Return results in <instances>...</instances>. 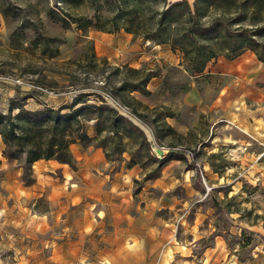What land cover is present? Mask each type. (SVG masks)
<instances>
[{"label":"rangeland","instance_id":"rangeland-1","mask_svg":"<svg viewBox=\"0 0 264 264\" xmlns=\"http://www.w3.org/2000/svg\"><path fill=\"white\" fill-rule=\"evenodd\" d=\"M171 1L127 4L156 22V10ZM92 7L91 0H0V111L12 103L58 107L91 90V101L101 94L172 152L157 158L125 136L103 145L102 133L72 143L70 163L27 164L3 156L0 138V264H264V142L221 109L184 100L193 85L207 102L216 94L221 81L204 70L213 57L232 55L229 39L198 34L192 20L190 33L163 21L169 38L160 44L122 28L82 35L47 14L91 15ZM256 37L263 43L264 31ZM256 49L264 56V44ZM145 74L148 92L118 88ZM85 129L95 135L92 120Z\"/></svg>","mask_w":264,"mask_h":264},{"label":"trees","instance_id":"trees-1","mask_svg":"<svg viewBox=\"0 0 264 264\" xmlns=\"http://www.w3.org/2000/svg\"><path fill=\"white\" fill-rule=\"evenodd\" d=\"M91 1L93 5L91 15L80 13L77 16L70 12L60 15L52 9H48L47 14L52 21L59 22L64 28L75 23L76 27L81 29L82 35H85L87 29L91 27L107 31H116L122 28L126 32H131L145 40H155L159 44L169 38L162 33L160 26L163 21L166 24L175 21L176 24L186 26L184 28L190 33L189 22L192 20L196 23L195 29L198 34L206 31L216 34L222 32L229 39L230 45L227 50L232 55L225 56L231 58L250 49L259 59L264 60V56L256 49V46L264 44V41L260 43L256 37L264 31V13H260L264 6V0H193L192 4L187 0H175L166 4L161 11L156 10L159 14L156 22L152 12L145 15L142 13L143 10H138L136 6L129 8L127 0ZM104 7L110 8L111 11L116 9L115 13L110 17L105 13L106 8ZM204 12L215 15L210 16L207 21H200L198 17L204 15ZM225 17L228 19H224ZM155 23L156 27L153 26ZM232 23H234V27L230 32L228 25ZM52 39L54 37L48 38V40ZM88 42L92 48V41ZM46 50L47 45L41 47L42 52ZM57 52L58 48L56 47L52 54H57ZM92 56H95L94 53ZM210 57L212 56L202 59L198 67L199 71L202 70ZM127 69L136 74L141 72L137 68L127 67ZM149 79L150 76L145 74L135 82L123 81L118 88L128 86L129 92H148L146 84ZM92 93L94 91L79 89L70 103L58 107L45 105L41 108L29 109L23 104L12 103L6 111H0V138L3 142V156L8 158L23 156L24 162L27 164L41 158H55L61 162L70 163L72 161L70 151L72 143L88 142L102 133L105 135L99 142L103 145L110 137L120 140L125 136L133 140L136 139L138 149L145 144L148 145L150 152L149 143L142 129L110 105L101 94L97 93L99 102L91 101L87 96ZM91 120L94 122V136H90L85 129V123Z\"/></svg>","mask_w":264,"mask_h":264},{"label":"crops","instance_id":"crops-1","mask_svg":"<svg viewBox=\"0 0 264 264\" xmlns=\"http://www.w3.org/2000/svg\"><path fill=\"white\" fill-rule=\"evenodd\" d=\"M204 71L221 81L216 94L207 102L193 85L185 92V105L221 109L241 131L264 142V60L246 49L231 58L218 55Z\"/></svg>","mask_w":264,"mask_h":264},{"label":"built area","instance_id":"built-area-1","mask_svg":"<svg viewBox=\"0 0 264 264\" xmlns=\"http://www.w3.org/2000/svg\"><path fill=\"white\" fill-rule=\"evenodd\" d=\"M147 141L149 143L150 153L157 158H160V159L165 158L166 154L171 150L159 144L156 137L151 134L150 136L148 135ZM186 154L191 156L193 155V152L186 150Z\"/></svg>","mask_w":264,"mask_h":264}]
</instances>
